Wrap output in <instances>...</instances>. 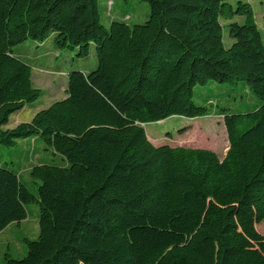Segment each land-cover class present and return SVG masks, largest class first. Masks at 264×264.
Listing matches in <instances>:
<instances>
[{
  "label": "trees",
  "instance_id": "obj_1",
  "mask_svg": "<svg viewBox=\"0 0 264 264\" xmlns=\"http://www.w3.org/2000/svg\"><path fill=\"white\" fill-rule=\"evenodd\" d=\"M140 1L145 23L106 28L97 0H0V146L36 139L62 159L32 166L36 195L0 166V233L20 226L28 205L39 208L38 238H24L26 255L5 254L4 264H264V42L253 8ZM236 16L243 23L227 25L226 48L220 20ZM28 40L79 58L93 47L97 66L69 72L64 99L4 129L44 94L13 52ZM210 82L244 84L259 103L245 114L198 106L194 90ZM212 112L226 130L222 159L154 146L144 130Z\"/></svg>",
  "mask_w": 264,
  "mask_h": 264
},
{
  "label": "rangeland",
  "instance_id": "obj_2",
  "mask_svg": "<svg viewBox=\"0 0 264 264\" xmlns=\"http://www.w3.org/2000/svg\"><path fill=\"white\" fill-rule=\"evenodd\" d=\"M248 3L254 11L255 21L264 42V0H225L232 7L237 2ZM102 24L108 28L112 22L128 25L143 24L149 18L147 3L140 0H97ZM223 27V43L229 48L233 40L227 33L230 22L243 23V18L236 16L232 21L220 20ZM14 54L32 67V83L35 88L43 91V96L35 103L25 107V111L12 116L10 123L4 129H12L18 124L29 122L36 111L45 109L53 102L66 96L67 75L72 71L83 70L92 72L97 66L94 48L85 58L77 57L78 49L73 51H57L51 42L37 44L30 40L13 48ZM242 86H229L210 82L194 90V102L205 106L207 100H212L229 110L231 114H245L253 111L259 101L250 95L246 96ZM228 96H233L232 98ZM235 97V98H234ZM248 97V98H247ZM242 98V99H241ZM148 140L154 146L184 147L206 149L223 158L228 150V140L223 124V118L210 113L208 116L186 119L169 118L165 121L144 126ZM13 148L0 146V166H7L19 173L21 182L28 190L37 193V184L30 176V169L37 163H47L59 166L62 159L52 154L43 144H31L24 147L18 144ZM24 147V148H23ZM54 157V158H53ZM5 164V165H3ZM27 218L20 226L11 225L0 233V264H4V255L13 259H22L26 255L23 239L36 240L39 235V208L35 204L26 207ZM257 231L264 236V221L256 226Z\"/></svg>",
  "mask_w": 264,
  "mask_h": 264
},
{
  "label": "crops",
  "instance_id": "obj_3",
  "mask_svg": "<svg viewBox=\"0 0 264 264\" xmlns=\"http://www.w3.org/2000/svg\"><path fill=\"white\" fill-rule=\"evenodd\" d=\"M32 84H33V83H32ZM63 99H64V98H63ZM61 100H62V99H61ZM53 103H54V102H53ZM24 109H25V108H24ZM24 109H23L22 111L16 113V114L18 115V114H20L21 112L25 111ZM39 111H40V110H39ZM37 112H38V111H36L35 114H36ZM16 114H14V115H16ZM35 114H34V115H35ZM14 115H12V116H14ZM12 116L10 117V120H11ZM33 117H34V116H33ZM33 117H32V118H33ZM31 120H32V119H31ZM31 120H30V121H31ZM30 121H29V122H30ZM9 123H10V121H9ZM8 125H9V124H8ZM8 125H7V126H8ZM5 127H6V126H5ZM5 127H4V128H5ZM7 129H8V128H7ZM38 142H39V141L36 140V139H31V140H24V141H22V142H20V143H18V144H23L24 147H27V146L30 147L31 144H32V145H33V144H38ZM41 144H42V143H41ZM24 147H23V148H24ZM43 147H44V146H43ZM52 154H54V153L52 152ZM225 154H226V153H225ZM225 154H224V156H225ZM224 156H223V157H224ZM53 158H54V157H53ZM220 159H222V158H220ZM47 162H48V161H44V162H40V163H37V164H45V163H47ZM12 225L18 227V225H16V224H12ZM10 226H11V225H10ZM8 227H9V226H8Z\"/></svg>",
  "mask_w": 264,
  "mask_h": 264
}]
</instances>
